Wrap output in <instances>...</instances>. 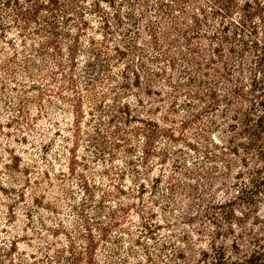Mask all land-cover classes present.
<instances>
[{
	"label": "rangeland",
	"instance_id": "obj_1",
	"mask_svg": "<svg viewBox=\"0 0 264 264\" xmlns=\"http://www.w3.org/2000/svg\"><path fill=\"white\" fill-rule=\"evenodd\" d=\"M157 1L170 3L175 19L165 17L163 24L171 40H179L170 45L159 38L165 49L171 48L174 65L168 59H150L161 52L152 47L147 31V25L157 27L163 15ZM233 1V12L244 1L250 3L262 38L264 0ZM80 3L87 20L83 30L63 28L60 12L54 19L63 69L55 64L51 44L46 45L50 33L43 19L47 18L24 30L0 8V21L7 25L0 39V264H68L69 240L76 250L82 249L89 238L86 225L97 264H229L252 249L254 238L264 247V209L258 201L249 210L241 203L211 207L237 200L232 182L239 162L231 157L233 165L226 170L221 159L211 162L203 157V142L194 138L197 124H190L196 110L184 105L192 102L188 94L192 83L186 75L196 72L182 64L179 52L190 55L188 40L177 37L173 21L191 29L189 14H197L198 6L209 12L212 0L180 2L185 16L173 0ZM43 15L49 16L45 10L39 16ZM64 29L68 37L62 35ZM212 30L214 26L209 33ZM76 33L80 45L71 64L66 46ZM88 37L97 43L96 55L88 52ZM102 40L105 48L99 45ZM189 40L200 43L201 54L194 56L206 69L213 44ZM116 46L124 51L122 56L116 55ZM105 52L112 60L100 72ZM141 62L150 72H160L155 82H149L156 94L144 92L147 79ZM204 75L198 72L199 77ZM167 78L179 83L180 89L170 87ZM75 94L81 97L77 117ZM19 98L22 105L17 104ZM124 103L130 107L127 123L123 116L128 115L122 112L121 118L108 123L106 112L97 106L114 105L113 113L120 115L118 106ZM196 103L203 110L205 104ZM205 113V119L213 117ZM116 130L124 135L112 136ZM212 131L205 133L217 142ZM192 144L200 149L194 150ZM208 213L215 214V223ZM217 251H223L225 258H219Z\"/></svg>",
	"mask_w": 264,
	"mask_h": 264
},
{
	"label": "trees",
	"instance_id": "obj_2",
	"mask_svg": "<svg viewBox=\"0 0 264 264\" xmlns=\"http://www.w3.org/2000/svg\"><path fill=\"white\" fill-rule=\"evenodd\" d=\"M81 1L84 0H0V8L9 11L11 16L9 20L24 30L28 29L31 24L37 23L39 19L47 18L43 19L44 24L49 28L45 30H49L50 33L49 39L46 40V45L51 44L50 47L53 49L54 55H57L55 64L60 69H63L62 56L60 55L59 57L62 48L58 45V40L56 39L59 33L54 19L59 15L58 12H60L62 17L61 23L65 25L63 28L67 29L68 26H72L78 32V29L83 30L82 26L87 25V20L84 16V7L80 3ZM173 2L178 3L180 6L179 11L185 16L187 11L180 4L184 0H173ZM156 3L162 10L163 15H161L157 27L149 23L147 31L152 39V47L159 48L161 52L159 51L158 55L152 56L150 59L152 62L159 61V59H168L169 65H174L175 58L171 54V48L165 49L159 39L161 37L162 41L170 45L179 40L178 38L171 40L163 24L165 17L175 20L171 13L172 8L170 3L163 1H157ZM233 3V0H212L213 5H208L210 8L209 12L206 8L198 6L197 14L200 16L197 14H191L190 16L189 14V18L193 21V26L189 30L186 27H182L177 21H173V28L177 37L182 36L188 40V46L186 47L190 55L188 56L185 53L179 52L182 56V64H188V67L195 68L196 72L186 75V79L192 83V87L188 90L192 102L190 100L185 101L184 105L196 110L192 114L193 119L190 124H197L195 126L194 138L197 139L198 143L203 142V157L210 159L211 162L221 159L225 162L223 166L226 170L233 165L231 157L237 158L239 162L233 176L234 182H232L236 187L234 197L237 200L228 199L227 201L213 204L211 207L223 208L229 203L230 205L241 203L244 206L247 205L249 207L247 209L249 210L251 205L255 201H258L264 209V203L260 200L262 198L264 201V36L262 38L258 36L261 31H258L257 28L259 27L254 24L253 15L255 11L251 8L250 3L244 1L239 10L234 12L232 9ZM93 5H96L98 11V3L94 2ZM42 10L47 11L51 18L49 19V16L44 15L39 16ZM93 10L95 12V8ZM140 14L143 18L146 16L143 12ZM103 22L108 26L106 16ZM262 22L264 24V19ZM117 23H119L118 20ZM181 24H185V22L181 21ZM6 26L5 21H0V39L3 38ZM213 26L214 30L209 33V28ZM38 29H40V26ZM65 29L62 35L68 37L69 33ZM40 32L41 30L37 33ZM75 35L72 38L73 42L71 45L66 46L71 64L77 60L75 54L79 50L80 45V35L78 33ZM191 37L198 39V42L203 40L205 43L213 44L210 47L212 54H208L205 58L207 60L205 62L206 69L202 70L201 62L194 56L196 53L201 54L200 43H191L189 40ZM121 41L125 42L122 37ZM87 42L90 46L88 52L96 55L97 48L95 46L97 43L94 37H88ZM99 45L105 48L106 40H102ZM132 46L133 48L136 47L135 44ZM114 50L118 57L124 54V51L118 46ZM105 55V63L99 66L100 72H103L112 60V57L108 56V53L105 52ZM140 65L145 73L143 76L147 79V82L144 83V92L149 95L152 93L156 94L157 91L150 89L149 82H155L160 77V72H150L143 62ZM209 70L212 75H208ZM198 72L206 74L204 75L206 78L199 77ZM125 74L126 72L123 75L124 77L126 76ZM68 75H73V73L70 72ZM68 81L73 86L72 76H69ZM166 82L176 90L181 87L179 83L173 84L171 78H167ZM135 86L140 87L138 83H135ZM74 96L73 100L76 102L74 105L77 107L75 109L77 117L80 114L81 97L76 94ZM100 96L103 95L100 94ZM21 99L19 98L17 104L22 105ZM137 101H140V99L137 98ZM199 101L205 104L203 110H200L202 106L199 107L196 103ZM97 106L99 110L106 112V121L108 123L121 118L123 114L128 115L126 117L123 116V122L127 123L130 121L131 116L128 103L118 106L120 115L113 113L114 108L112 106L114 105L106 108L103 107L104 105L98 104ZM172 110L174 109L172 108ZM205 112H210L213 117L205 119L203 117L206 114ZM12 120L16 121L14 118ZM148 123H150V120H148ZM184 124H189V122H184ZM118 129L120 128L118 127ZM207 129L213 130L212 136L216 138L217 142H213L208 137L205 133ZM119 134L120 136L124 135L118 130L114 131L111 135L115 137ZM168 136L172 135L169 133ZM191 146H193L194 150L200 149L197 144H192ZM213 167L215 166L213 165ZM213 173H216V171ZM204 178L208 180L207 176ZM208 184L211 183L208 182ZM256 211H259V208ZM208 215H211L208 219L215 223V214L208 213ZM89 226L86 225L85 227L89 232V238L85 246L80 245L82 249L76 250L73 241L69 240L68 251L71 255L68 264H80L83 258H85V264H97L93 257L95 243ZM262 244L258 238H254L252 249L244 253L238 260L230 261L229 264H264V247ZM11 246L14 247L15 243H11ZM234 246L237 249L238 243L236 241ZM60 251H57L56 257H59ZM222 253L223 251L218 252V256L220 255L219 258L221 259L225 258ZM203 255H205V252H203Z\"/></svg>",
	"mask_w": 264,
	"mask_h": 264
}]
</instances>
